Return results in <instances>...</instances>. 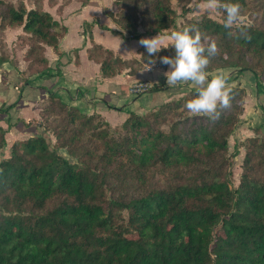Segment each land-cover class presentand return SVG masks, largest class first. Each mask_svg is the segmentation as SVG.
I'll return each instance as SVG.
<instances>
[{
    "label": "trees",
    "instance_id": "16d2710c",
    "mask_svg": "<svg viewBox=\"0 0 264 264\" xmlns=\"http://www.w3.org/2000/svg\"><path fill=\"white\" fill-rule=\"evenodd\" d=\"M46 1L58 2L0 0V32L20 27L31 38L28 68L18 72L24 83L51 74L46 47L58 52L67 32ZM191 1L178 0L181 15L173 0H114L107 13L137 39L141 26L148 36L175 31ZM220 2L239 3L248 21L225 29L226 13L217 8L223 22L207 15L190 22L218 46L207 71L252 72L264 91V0ZM163 56L174 58V47L155 57L142 49L140 60L102 46L90 51L103 77L126 67L133 73ZM231 90V107L214 122L185 108L198 95L191 90L145 114L130 112L117 128L49 93L35 121L39 133L13 143L0 161V264H264V136L256 129L246 139L235 187L237 152L229 154V137L244 114L248 87ZM6 133L0 124V151L9 146Z\"/></svg>",
    "mask_w": 264,
    "mask_h": 264
},
{
    "label": "crops",
    "instance_id": "0c3cea01",
    "mask_svg": "<svg viewBox=\"0 0 264 264\" xmlns=\"http://www.w3.org/2000/svg\"><path fill=\"white\" fill-rule=\"evenodd\" d=\"M104 1L58 0L53 6L45 2V9L67 28V32L59 42L60 54L53 47L46 49L51 74L45 77L34 74L27 83L18 76V72L25 71L28 65L24 59L27 48L18 44L22 29H7L5 41L8 55L6 61L0 63V109L4 110L8 105L9 112L0 114V124L5 130L9 129L10 124L15 126L6 133L8 145L40 131L35 121L40 119L42 103L49 93H55L68 105L78 107L87 114H100L116 128L126 121L130 112L144 114L155 108L159 101L177 99L196 90V86L190 82L169 87L164 73L171 69L160 62L152 65L150 70L147 69L148 63H143L142 68L133 73L132 67H126L114 76L103 77L100 60L90 57L94 46H102L124 60H140L141 50L145 49L138 43L142 38L160 35L164 44L171 45L170 32L148 36L142 27L139 28V38L133 39L107 13L113 11L114 0ZM88 23L92 26L86 28ZM12 59L14 61L9 62ZM234 70H217L210 73L209 80L217 74L227 75L231 88L235 86L232 83L238 80L237 77L243 76ZM250 79L251 76L243 83L248 87V95L239 130H246V135L252 136L254 133L250 127H254L253 122L258 121L257 127L264 136V116H261V108H264V98L261 96L264 94L255 91ZM142 80L153 82L158 89L147 95L134 96L130 87ZM29 121L33 123L25 127L24 122Z\"/></svg>",
    "mask_w": 264,
    "mask_h": 264
},
{
    "label": "clouds",
    "instance_id": "9594fccd",
    "mask_svg": "<svg viewBox=\"0 0 264 264\" xmlns=\"http://www.w3.org/2000/svg\"><path fill=\"white\" fill-rule=\"evenodd\" d=\"M209 9H223L226 19L223 27L232 29L239 26L242 20V9L239 3H221L220 0H208ZM232 33L229 32V36ZM208 37L195 26H186L182 31L171 33V46L175 49V57L163 56L160 63L168 65L170 71L165 72L169 87L191 83L196 86L198 95L189 100L185 108L193 115L207 117L214 122L221 115L222 110L231 107V88L228 77L217 74L209 80L207 68L210 58L218 54V46L214 40L208 43ZM138 43L147 50L149 57H155L162 48L168 45L158 35L153 38H142ZM156 61L149 59L147 68L151 69Z\"/></svg>",
    "mask_w": 264,
    "mask_h": 264
},
{
    "label": "rangeland",
    "instance_id": "374dc122",
    "mask_svg": "<svg viewBox=\"0 0 264 264\" xmlns=\"http://www.w3.org/2000/svg\"><path fill=\"white\" fill-rule=\"evenodd\" d=\"M106 1L107 0H105L103 3H106ZM207 2H208V0H192L191 3H190V7L192 8V11L189 12L188 14L182 15L180 17V19L178 20V28L175 31L183 30L186 26L190 25V22L192 20H196V19L200 18L202 15H207V16H209V17H211V18H213V19H215L217 21L223 22L224 13L222 11L218 10V9H209L207 7ZM173 6L178 10V12L181 15L182 14V8L179 5L178 0H173ZM246 18H247L246 16H242L241 22L248 21ZM18 28H20V27H18ZM6 31L7 30H4L3 32H0V50H1L0 58L2 57V55H4L5 57H7V55H8L7 52H6L7 44H6V41H5ZM175 31L171 30L170 33L175 32ZM31 43H32L31 42V38L27 37L26 34L23 32V29H22V33L18 36V44L19 45H24L27 48V50H26V52L24 54V59L27 61L28 65H29V61L25 58V56L27 54V51L31 47ZM47 47H46V49H47ZM45 56L47 57L46 51H45ZM12 61H14V60L12 59L9 62H12ZM28 65H27V68H28ZM27 68L25 69V71L27 70ZM232 68L235 69L234 70L235 73H239V74L243 75L242 77H239V78L237 77L238 80L236 82L234 81L232 84H234L236 86L237 85H243V83L247 82L248 77L251 76L250 82L255 87V91L259 92L261 94H264V91L261 90L259 88V86H258L259 84L263 83V80L258 81L256 78H254L252 76L253 75L252 72H248V71L241 72V70L239 68H235V67H232ZM19 74H21V72ZM19 76H21V75H19ZM142 81H146V80H142ZM237 82H239V83H237ZM155 87H158V86L155 85ZM186 95L187 94H185V95H183V96H181V97H179L177 99H173V100H178V99H180L182 97H185ZM261 98H264V95L261 96ZM167 101H170V100H167ZM159 102H161V101H159ZM261 110H262L261 116L263 117L264 116V108L262 107ZM0 114H6V113H0ZM0 122H1V119H0ZM242 122H243V118L241 116L240 123H239L236 131L233 133V135H231L229 137V154L232 155V154L237 152V154L234 155L233 158H232L233 164L231 166V180H232V185H234L235 187H237L239 185L240 179H241V175H242V171H243V162H244V159H245L246 149H247L246 148L247 146L245 144L246 139L253 136V135L252 136L246 135L247 134L246 130L244 132H243V129L241 131L239 130L240 126L243 124ZM257 122L258 121L253 122V123H255L254 127H252V126L250 127V129L253 130V133H254V131L256 129H260V127H257V124H256ZM29 126H25V127H29ZM14 127L15 126H13L12 129H14ZM9 129L8 130L4 129V130L8 132ZM38 133H32V134H38ZM48 136H49L48 137L49 138V142L54 145L55 138L52 137V134H50V133H48ZM28 137H26V138H28ZM26 138H24V139H26ZM16 141H18V140H16ZM16 141H14L13 143H15ZM10 143H12V142H10ZM13 143L10 144L8 146V148H5V149L0 151V161H1L2 158L7 157L8 155H10L11 146L13 145ZM61 153L68 157V154L66 152L61 151ZM71 160H75L76 161L77 159L71 158ZM123 214H124V217H125V221L127 222L128 221V212L125 210V211H123Z\"/></svg>",
    "mask_w": 264,
    "mask_h": 264
},
{
    "label": "built area",
    "instance_id": "2783aa9c",
    "mask_svg": "<svg viewBox=\"0 0 264 264\" xmlns=\"http://www.w3.org/2000/svg\"><path fill=\"white\" fill-rule=\"evenodd\" d=\"M154 87L155 85L151 81H148V80L139 81V82L134 83L130 87V92L134 96L147 95L154 90Z\"/></svg>",
    "mask_w": 264,
    "mask_h": 264
}]
</instances>
